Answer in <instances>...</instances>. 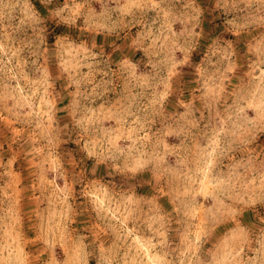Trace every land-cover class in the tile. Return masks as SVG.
<instances>
[{"label": "rangeland", "instance_id": "obj_1", "mask_svg": "<svg viewBox=\"0 0 264 264\" xmlns=\"http://www.w3.org/2000/svg\"><path fill=\"white\" fill-rule=\"evenodd\" d=\"M0 264H264V0H0Z\"/></svg>", "mask_w": 264, "mask_h": 264}]
</instances>
